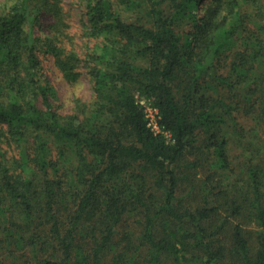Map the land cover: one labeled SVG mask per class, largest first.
Wrapping results in <instances>:
<instances>
[{
	"label": "trees",
	"instance_id": "16d2710c",
	"mask_svg": "<svg viewBox=\"0 0 264 264\" xmlns=\"http://www.w3.org/2000/svg\"><path fill=\"white\" fill-rule=\"evenodd\" d=\"M82 1L0 6V264H264V0Z\"/></svg>",
	"mask_w": 264,
	"mask_h": 264
},
{
	"label": "rangeland",
	"instance_id": "374dc122",
	"mask_svg": "<svg viewBox=\"0 0 264 264\" xmlns=\"http://www.w3.org/2000/svg\"><path fill=\"white\" fill-rule=\"evenodd\" d=\"M14 0H0V6L2 9L8 7ZM63 8L65 11V20L68 27L66 32L71 36V40L74 43L76 49L80 52L85 49L86 46L92 44L88 42L87 38L83 37V21L85 20V11L82 0H62ZM51 22L48 16H45L42 21V27L37 31L40 33H48L47 25ZM87 41V43H86ZM42 66L45 75L48 77L51 85L54 88L55 96L53 102L60 112L70 110L73 106L75 97H82L87 99L90 96V82L87 76L80 77L78 82L74 85L68 84L62 77L59 70L53 63L52 56L41 54ZM143 104L148 108V101L142 99Z\"/></svg>",
	"mask_w": 264,
	"mask_h": 264
},
{
	"label": "built area",
	"instance_id": "2783aa9c",
	"mask_svg": "<svg viewBox=\"0 0 264 264\" xmlns=\"http://www.w3.org/2000/svg\"><path fill=\"white\" fill-rule=\"evenodd\" d=\"M149 107H146L147 117H148V124L154 129L155 131H159V127L156 122V114L157 110L156 108L152 107L151 105H148Z\"/></svg>",
	"mask_w": 264,
	"mask_h": 264
}]
</instances>
